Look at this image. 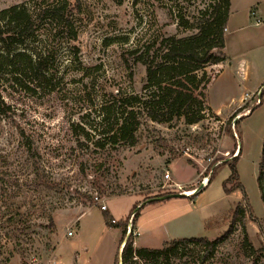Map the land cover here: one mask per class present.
I'll use <instances>...</instances> for the list:
<instances>
[{
  "label": "rangeland",
  "instance_id": "374dc122",
  "mask_svg": "<svg viewBox=\"0 0 264 264\" xmlns=\"http://www.w3.org/2000/svg\"><path fill=\"white\" fill-rule=\"evenodd\" d=\"M50 2L0 0V11L25 5L35 12ZM217 2L67 0L62 21L35 12L36 38L28 49L49 54L48 76L22 85L8 73L0 79V264H115L123 230L106 227L95 196L118 221L128 218L133 244L138 228L137 248L149 249L174 239L219 238L230 226L229 213L241 205L245 230L236 224L212 258L201 262V251L190 245L169 264H264V204L257 182L264 95L261 105L256 93L241 113L209 114L193 126L183 120L158 124L142 119L134 146L93 145L100 106L112 103L117 91L141 93L145 68L134 63L132 51L163 37L192 34L178 23L197 22L199 12ZM230 13L235 17L224 35V53L232 57L250 50L244 56L249 61L245 85L252 87L264 75V0H234L233 5L229 0ZM245 14L254 16L258 27L240 28ZM225 65L207 66L208 79ZM77 123L89 132V140L74 133ZM235 145L240 156L224 158L222 152ZM210 160L209 184L199 189L204 175L188 182ZM233 164L241 189L225 192ZM262 186L264 193V175ZM196 190L201 192L195 195ZM187 191L192 194L185 198L145 204L133 223V207ZM225 216V225L206 229L207 222L214 225Z\"/></svg>",
  "mask_w": 264,
  "mask_h": 264
},
{
  "label": "trees",
  "instance_id": "16d2710c",
  "mask_svg": "<svg viewBox=\"0 0 264 264\" xmlns=\"http://www.w3.org/2000/svg\"><path fill=\"white\" fill-rule=\"evenodd\" d=\"M49 1L51 2L46 7L34 10L39 11L40 14L37 15L56 21L64 20L67 0ZM216 1L218 2L210 8L199 12L197 22L178 23V26L184 30H193L192 34L179 38L163 37L132 51L134 63H139L145 68V83L141 93L126 94L117 91L113 95L112 103H104L100 106L97 122L99 128H94L99 136L94 141L95 147L103 149L106 145L134 146L135 133L142 119L158 124L183 120L186 126H193L204 120L206 115H215L198 92L208 80L205 68L225 61L224 34L229 17V0ZM35 12H31L25 5H14L0 11V79L3 74L8 73L17 84L22 85L24 81L33 83L48 76V64L51 61L48 59L49 54L45 55L41 51L35 52L31 48L28 49L29 42L35 41L36 38ZM65 22L68 24L67 21ZM263 95L264 90L260 94L259 105L262 104ZM237 111L241 113L243 110ZM230 121L228 120L227 131H230ZM73 131L84 139L90 138L89 132L78 123L73 125ZM262 175H264V144L257 179L264 204ZM237 180L233 164L231 174L224 182V191L241 189ZM227 184H232L230 189L226 188ZM121 195L124 194L121 193L118 196ZM135 209L133 207L131 211L133 223L139 214L133 213ZM103 213L106 227H119L123 230L119 245L120 252L116 255L115 264L119 262L121 264H154L158 260L162 264H169L170 260L180 258L190 245L199 248L202 253L201 262H205L214 256L217 248L232 233L236 224H239L243 231L245 230L246 219L245 208L237 205L229 213L231 223L221 237L213 240L207 237L174 239L165 242L162 248L149 249L134 247L131 240L132 232L125 240L128 218L116 222L109 213L106 211ZM228 217L225 216L221 222L218 221L214 225L207 222L206 229L222 227L228 221ZM249 217L255 223L258 222L251 214Z\"/></svg>",
  "mask_w": 264,
  "mask_h": 264
},
{
  "label": "crops",
  "instance_id": "0c3cea01",
  "mask_svg": "<svg viewBox=\"0 0 264 264\" xmlns=\"http://www.w3.org/2000/svg\"><path fill=\"white\" fill-rule=\"evenodd\" d=\"M231 4H234V0H230ZM232 7V6H231ZM258 12V10L256 9ZM247 15V14H245ZM231 13L229 14L227 26L225 30V34L229 32V25L231 24L232 18H234ZM245 25L240 28H245L247 25L248 27H258V25L255 22V17H250L249 14L245 17ZM224 34V35H225ZM262 45H260L258 48H261ZM225 48V47H224ZM250 50L241 53V54H235L234 56L230 57L227 56L225 53V62L226 65L218 74L213 77L209 78L203 85H202V94L198 95L205 100L208 108L218 117H228L235 111L239 110L242 106L245 105L246 102H248V99H251L255 93L258 91V88L263 87L262 85L264 83V75L260 78L258 83H255L252 87H248L245 85L246 78H247V64L249 61L244 56L249 53ZM239 75L243 76L244 80H237V77L239 78ZM243 81V82H242ZM245 81V82H244ZM205 89H207V94H205ZM260 89V88H259ZM222 108L225 110L226 115L222 116ZM247 113H242L243 115H246ZM202 170H200L190 181L193 182L196 180L198 176H201ZM173 180V178H172ZM175 184H180L179 182L173 181ZM111 217L114 219V221L119 222L112 214H110ZM122 221V220H120ZM135 224V229H136ZM138 229V228H137ZM136 229V234L134 238V247L137 248V245L135 243L139 233ZM179 236H173L172 238H178ZM118 252H120L118 248Z\"/></svg>",
  "mask_w": 264,
  "mask_h": 264
},
{
  "label": "built area",
  "instance_id": "2783aa9c",
  "mask_svg": "<svg viewBox=\"0 0 264 264\" xmlns=\"http://www.w3.org/2000/svg\"><path fill=\"white\" fill-rule=\"evenodd\" d=\"M259 23L260 22L257 20L256 21V24H259ZM260 88H262V87H260ZM258 91L256 92V93H258L257 98H256V101H255L256 104H259L260 103V95H259L260 92H258ZM256 93H255V95H256ZM238 118H241V114L238 116ZM235 137H236V135H235ZM222 155H223L224 158H228V159L238 158L240 156V149H239V147L237 145H235L234 146V149L232 151L229 150V151H226V152H222ZM209 163L211 164L212 163V160H210ZM219 164H220V162L215 163V166H217ZM207 169H208V167L206 169H204L203 172L201 173V175H204V176L202 177V179L199 182V189L200 188L203 189V188H205L209 184V177L212 174V170H208L207 171ZM165 179H167V180L170 181V178H169V174L168 173L165 174ZM174 186L175 187H180V184H175L174 183ZM94 202H95V204H98L100 206L101 211H107V208H106L105 204H102L103 201H102V199L99 196H95L94 197ZM67 236H72V232L71 231H68L67 232Z\"/></svg>",
  "mask_w": 264,
  "mask_h": 264
},
{
  "label": "water",
  "instance_id": "95a60500",
  "mask_svg": "<svg viewBox=\"0 0 264 264\" xmlns=\"http://www.w3.org/2000/svg\"><path fill=\"white\" fill-rule=\"evenodd\" d=\"M195 192H197V191H195ZM187 196H189V195H186L184 192H181V193L168 194V195H165V196H162V197H158V198L152 199L150 201L143 202V203L139 204V206L136 207V209H135V211L133 213H135L136 211L140 210L147 203L161 201V200H165V199H171V198H185ZM130 233H131V227L129 225L128 232L126 234L125 240L128 238Z\"/></svg>",
  "mask_w": 264,
  "mask_h": 264
},
{
  "label": "bare ground",
  "instance_id": "6f19581e",
  "mask_svg": "<svg viewBox=\"0 0 264 264\" xmlns=\"http://www.w3.org/2000/svg\"><path fill=\"white\" fill-rule=\"evenodd\" d=\"M185 194H186V195H190V194H192V193L187 191V192H185Z\"/></svg>",
  "mask_w": 264,
  "mask_h": 264
}]
</instances>
